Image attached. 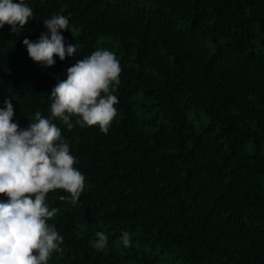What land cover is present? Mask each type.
<instances>
[{
  "label": "trees",
  "instance_id": "trees-1",
  "mask_svg": "<svg viewBox=\"0 0 264 264\" xmlns=\"http://www.w3.org/2000/svg\"><path fill=\"white\" fill-rule=\"evenodd\" d=\"M25 3L34 19L0 29V108L11 100L21 129L36 111L50 116L51 91L77 59L107 49L122 68L107 134L54 121L86 180L75 205L47 194L64 250L48 264H264V0ZM54 14L69 17L61 34L78 50L45 68L23 40Z\"/></svg>",
  "mask_w": 264,
  "mask_h": 264
},
{
  "label": "clouds",
  "instance_id": "clouds-1",
  "mask_svg": "<svg viewBox=\"0 0 264 264\" xmlns=\"http://www.w3.org/2000/svg\"><path fill=\"white\" fill-rule=\"evenodd\" d=\"M34 19L25 0H0V29L11 27L20 33ZM47 32L36 41L23 40L28 57L45 68L53 67L54 57L61 61L77 54L78 45L65 46L62 30L72 32L69 17L54 14L43 20ZM122 68L116 55L107 49H97L67 69L64 80L57 81L49 96L50 116L35 112V122L24 129L13 122L11 100L0 108V264H48L53 253H63V236L48 223L59 211L49 208V192L63 190L68 196L61 201L75 205L85 189L86 177L75 165L70 145L62 136L59 120L68 130L76 125L94 127L107 134L118 112L119 86ZM120 240L125 248L132 235L122 231ZM108 236L96 232L93 244L97 251L107 247Z\"/></svg>",
  "mask_w": 264,
  "mask_h": 264
},
{
  "label": "rangeland",
  "instance_id": "rangeland-1",
  "mask_svg": "<svg viewBox=\"0 0 264 264\" xmlns=\"http://www.w3.org/2000/svg\"><path fill=\"white\" fill-rule=\"evenodd\" d=\"M137 100H138V98L136 97L134 99V101H137ZM189 118H191V117H189ZM194 123H195V126H196L197 130H199L200 128H202L204 126L205 120L202 118V122L201 123H199L198 121H194Z\"/></svg>",
  "mask_w": 264,
  "mask_h": 264
}]
</instances>
